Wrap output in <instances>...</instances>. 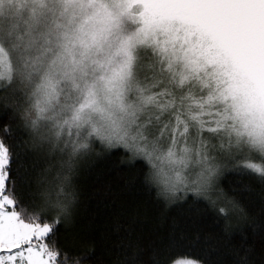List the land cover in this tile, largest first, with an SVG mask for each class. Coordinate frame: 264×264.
Wrapping results in <instances>:
<instances>
[{
    "label": "snow or ice",
    "instance_id": "snow-or-ice-1",
    "mask_svg": "<svg viewBox=\"0 0 264 264\" xmlns=\"http://www.w3.org/2000/svg\"><path fill=\"white\" fill-rule=\"evenodd\" d=\"M21 134L66 154L54 177H29ZM97 142L227 229L220 168L264 185V0H0V264H82L57 233ZM190 248L122 264H204Z\"/></svg>",
    "mask_w": 264,
    "mask_h": 264
},
{
    "label": "trees",
    "instance_id": "trees-1",
    "mask_svg": "<svg viewBox=\"0 0 264 264\" xmlns=\"http://www.w3.org/2000/svg\"><path fill=\"white\" fill-rule=\"evenodd\" d=\"M21 138L29 177H54L66 154L41 151L29 136ZM146 171L122 149L99 142L75 159L68 188L71 214L57 237L83 257L82 264H122L126 250L143 252L147 260L152 250L179 239L199 253L204 264H237L241 256L249 264H264V185L234 174L228 164L220 168L216 190L239 209L225 229L223 221L214 222L210 213L185 203L183 193L158 197L155 187L143 183ZM21 188L27 191L25 185Z\"/></svg>",
    "mask_w": 264,
    "mask_h": 264
}]
</instances>
